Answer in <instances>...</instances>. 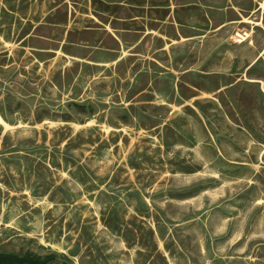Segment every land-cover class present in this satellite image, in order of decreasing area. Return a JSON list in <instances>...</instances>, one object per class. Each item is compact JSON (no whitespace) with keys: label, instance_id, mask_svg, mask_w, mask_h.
I'll list each match as a JSON object with an SVG mask.
<instances>
[{"label":"rangeland","instance_id":"1","mask_svg":"<svg viewBox=\"0 0 264 264\" xmlns=\"http://www.w3.org/2000/svg\"><path fill=\"white\" fill-rule=\"evenodd\" d=\"M236 13L0 0V264H264V94L208 68Z\"/></svg>","mask_w":264,"mask_h":264},{"label":"crops","instance_id":"2","mask_svg":"<svg viewBox=\"0 0 264 264\" xmlns=\"http://www.w3.org/2000/svg\"><path fill=\"white\" fill-rule=\"evenodd\" d=\"M229 1H232V7L238 9L232 20L234 27L238 28L235 33L238 37L232 43L231 50L225 49V44L217 37L215 50L221 52L223 58L208 65V68L222 74L231 72L235 81L244 80L247 75L249 79L246 80L255 83L264 94V0ZM238 33L243 36L240 38ZM251 35V39H247ZM229 57L231 60L226 59Z\"/></svg>","mask_w":264,"mask_h":264},{"label":"built area","instance_id":"3","mask_svg":"<svg viewBox=\"0 0 264 264\" xmlns=\"http://www.w3.org/2000/svg\"><path fill=\"white\" fill-rule=\"evenodd\" d=\"M241 38V36H239Z\"/></svg>","mask_w":264,"mask_h":264}]
</instances>
